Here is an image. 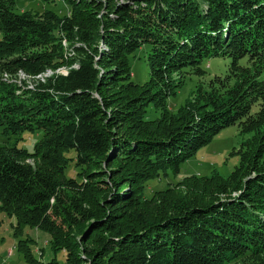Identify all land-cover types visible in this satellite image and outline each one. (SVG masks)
Returning a JSON list of instances; mask_svg holds the SVG:
<instances>
[{"label": "trees", "instance_id": "trees-1", "mask_svg": "<svg viewBox=\"0 0 264 264\" xmlns=\"http://www.w3.org/2000/svg\"><path fill=\"white\" fill-rule=\"evenodd\" d=\"M44 1L64 14L0 0V214L14 233H48L65 264H264V0ZM145 44L139 85L130 57ZM212 58L230 60L225 75L169 113ZM234 125L252 138L228 178H186L201 195L176 203L168 190L143 198L147 181L178 175ZM25 133L40 134L31 150L18 145ZM28 241L17 243L26 263L60 264Z\"/></svg>", "mask_w": 264, "mask_h": 264}, {"label": "rangeland", "instance_id": "rangeland-1", "mask_svg": "<svg viewBox=\"0 0 264 264\" xmlns=\"http://www.w3.org/2000/svg\"><path fill=\"white\" fill-rule=\"evenodd\" d=\"M45 10H52L60 15L64 14L63 7L58 1L47 3L44 0H15L13 7V12L16 14L26 11L41 13ZM150 49L151 46L145 44L130 57L132 80L136 84L142 85L149 80L147 55ZM229 62V59L212 58L203 63V68L206 72L205 76H187L181 88L177 90L176 96L167 99L169 113L176 114L179 108L194 100L198 86L202 85V87H206L208 81L215 76H224ZM57 71L60 74H65L66 68L62 67ZM48 73L43 75L42 78L48 77L51 74L50 72ZM16 79L21 84L24 82L28 88H32L34 85L33 80L22 73H19ZM159 117L160 112L150 106L147 110V120H156ZM39 138L40 134L25 133L22 136V140L18 142V145L19 147L31 150L32 145ZM251 138L252 134H240L236 125L223 129L213 138L211 143L201 147L193 157L181 164L178 175L168 172L167 175L147 181L144 185L143 198L152 199L156 193L168 190L170 191V195L168 196L170 198L169 202L176 203L185 199L187 192H198L199 195L201 193V183L198 184L199 186H196L197 190H194L186 178L210 177L213 173H217L222 178H228L238 168L240 164L239 158L245 152L248 141ZM3 141L4 138L0 135V145ZM76 173L77 171L73 166L68 167L65 171L67 177L86 182L85 179L78 178ZM150 210H144V213H148ZM15 223L14 218L0 214V264H28L23 260V256L17 249L18 241L28 239V245L38 261L48 263L55 259L58 263L65 264L64 252L59 251L54 254L51 251L48 244L50 240L48 233L35 228L23 227L21 233L16 235L14 233Z\"/></svg>", "mask_w": 264, "mask_h": 264}, {"label": "bare ground", "instance_id": "bare-ground-1", "mask_svg": "<svg viewBox=\"0 0 264 264\" xmlns=\"http://www.w3.org/2000/svg\"><path fill=\"white\" fill-rule=\"evenodd\" d=\"M18 82H19V81H18ZM19 83H20V82H19ZM19 83H18V84H19Z\"/></svg>", "mask_w": 264, "mask_h": 264}]
</instances>
